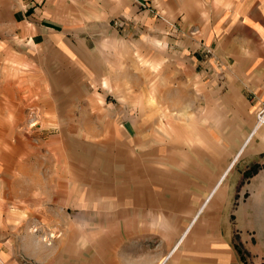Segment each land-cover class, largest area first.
<instances>
[{
    "label": "rangeland",
    "instance_id": "obj_1",
    "mask_svg": "<svg viewBox=\"0 0 264 264\" xmlns=\"http://www.w3.org/2000/svg\"><path fill=\"white\" fill-rule=\"evenodd\" d=\"M261 72L264 0H0V264L163 249L258 124L264 97L234 75ZM261 130L185 255L221 241L218 259L264 264Z\"/></svg>",
    "mask_w": 264,
    "mask_h": 264
},
{
    "label": "crops",
    "instance_id": "obj_2",
    "mask_svg": "<svg viewBox=\"0 0 264 264\" xmlns=\"http://www.w3.org/2000/svg\"><path fill=\"white\" fill-rule=\"evenodd\" d=\"M259 73L257 74H243L242 73H237L235 74V80H240L241 77L245 78V85L247 86V89L250 93L253 94V97H255V99L257 100V102H261L264 97V72H261L259 75ZM227 78V80L231 81V79H233V75L232 73L229 71L224 74ZM248 78L255 79L256 82H248ZM261 83V84H259ZM239 87V86H238ZM258 131V129H257ZM256 130L253 131L251 134L249 133L246 137H245V141L243 143V145H240V149L238 150V152L234 155V157L231 159V161L229 162V164L227 166H224V169H220L222 171L218 172V175H216L213 178V182L211 181L207 187L209 189L205 190V193H200V199L198 200H194V204L197 202H201L199 208L196 210V212L194 213V215L192 216V218L190 219L189 223L185 226V229H183V231H181V233H179V235H175V233H173V235L170 237V240L167 241L166 246L162 249V244H158L156 248H151L150 251H146V249L143 250L144 256L142 258H136V253L133 250L132 254H131V258L129 259V264H229L228 260L231 261V257L228 255V259L226 261H222L221 259H218L217 254H216V248L220 247L219 243H222L221 241H211L209 242V245L207 247V249L205 251H207V257L201 258L200 256V250L198 247L195 246V248L192 250V254L187 256L185 255V246L184 244H182L183 240L186 239L188 232L191 230V226L192 224L195 222V219L197 217V215L201 212L200 210H202L209 202L210 200L216 195L217 193V189L220 188L224 181H225V176L228 174V172L232 169V166L234 165L237 157L240 155V153L242 152V150L244 149L245 145L251 140L252 136L255 134V132H257ZM260 134V138L258 143H263L264 141V130L259 131ZM263 139V141H262ZM247 141V142H246ZM241 143V144H242ZM264 148H262L261 150L263 151ZM226 171V172H225ZM225 175V176H224ZM257 178V179H256ZM255 182L252 186V188H254L258 182L262 183V187L264 186V176L261 177H256ZM217 186V187H216ZM227 191L225 190V195H222V210L224 208V201L225 199H228V194L226 193ZM205 196H203V195ZM209 196V198H208ZM254 207H253V212L252 214L256 217V216H260L263 214V210L264 209V199L260 198V196H255L254 197ZM223 213H225V211L223 210ZM250 213V212H249ZM251 214V213H250ZM239 216H242V209L239 210ZM224 218V216H223ZM208 234L209 235H214L216 234L215 230L211 229L208 230ZM182 238V239H181ZM179 239V240H178ZM179 241V242H178ZM158 242V241H157ZM177 244V245H176ZM223 244V243H222ZM224 245V244H223ZM177 246V247H176ZM225 247V246H224ZM187 249V247H186ZM227 251V250H226ZM133 257V258H132Z\"/></svg>",
    "mask_w": 264,
    "mask_h": 264
},
{
    "label": "built area",
    "instance_id": "obj_3",
    "mask_svg": "<svg viewBox=\"0 0 264 264\" xmlns=\"http://www.w3.org/2000/svg\"><path fill=\"white\" fill-rule=\"evenodd\" d=\"M256 115L258 118V123L263 122V120H264V105L258 110Z\"/></svg>",
    "mask_w": 264,
    "mask_h": 264
},
{
    "label": "bare ground",
    "instance_id": "obj_4",
    "mask_svg": "<svg viewBox=\"0 0 264 264\" xmlns=\"http://www.w3.org/2000/svg\"><path fill=\"white\" fill-rule=\"evenodd\" d=\"M264 124V120H263V122H261V123H258L256 126H255V129H254V131L256 130V129H258V128H260V126H262ZM247 142V141H246ZM226 172V171H225ZM225 176V175H224ZM217 187V186H216ZM208 198H209V196H208ZM182 239V238H181ZM179 242V241H178ZM177 245V244H176ZM177 247V246H176Z\"/></svg>",
    "mask_w": 264,
    "mask_h": 264
}]
</instances>
